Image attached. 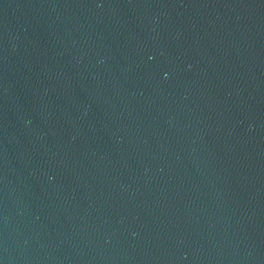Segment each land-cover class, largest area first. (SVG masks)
Segmentation results:
<instances>
[{"label":"water","instance_id":"1","mask_svg":"<svg viewBox=\"0 0 264 264\" xmlns=\"http://www.w3.org/2000/svg\"><path fill=\"white\" fill-rule=\"evenodd\" d=\"M0 264H264V0H0Z\"/></svg>","mask_w":264,"mask_h":264}]
</instances>
